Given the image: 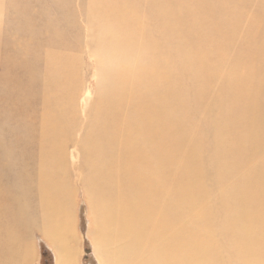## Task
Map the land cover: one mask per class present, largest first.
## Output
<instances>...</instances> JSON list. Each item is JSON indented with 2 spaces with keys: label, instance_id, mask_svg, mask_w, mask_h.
Returning <instances> with one entry per match:
<instances>
[{
  "label": "bare ground",
  "instance_id": "obj_1",
  "mask_svg": "<svg viewBox=\"0 0 264 264\" xmlns=\"http://www.w3.org/2000/svg\"><path fill=\"white\" fill-rule=\"evenodd\" d=\"M0 66V264L72 171L102 264H264V0H0Z\"/></svg>",
  "mask_w": 264,
  "mask_h": 264
},
{
  "label": "rangeland",
  "instance_id": "obj_2",
  "mask_svg": "<svg viewBox=\"0 0 264 264\" xmlns=\"http://www.w3.org/2000/svg\"><path fill=\"white\" fill-rule=\"evenodd\" d=\"M43 6L33 5L32 11L40 12ZM40 26L46 23V20L38 18L36 20ZM50 29V28H49ZM88 58L83 57V62L87 63ZM89 70V69H88ZM91 71H94L91 70ZM84 71L83 81L86 85L83 86L80 98L79 108L82 113L94 100L95 81L92 77L93 72ZM0 73L2 68L0 66ZM90 73V74H89ZM84 107V108H83ZM83 108V109H82ZM81 113V115H82ZM79 137V136H77ZM73 150L70 156V163H77L78 152ZM29 165V164H28ZM76 174V175H75ZM77 180V173L74 171L69 173L67 194H63V204L59 205V217L63 218V222L69 224V232L64 238V243L61 249L57 248L54 242L39 231L34 230L31 237L32 261L30 264H102L101 252L103 249L98 246L92 235L94 224L90 212L89 203L86 201L85 194L80 191ZM34 184L32 185L33 191ZM37 195V191L34 192ZM74 194V195H73ZM84 194V195H83ZM39 199L46 200V195L40 193ZM38 199V200H39ZM204 204V202H202ZM40 206L37 205V214H40ZM5 218L3 211L0 210V229L4 230ZM35 226H42V216L35 220ZM1 244V251L7 253L6 247Z\"/></svg>",
  "mask_w": 264,
  "mask_h": 264
}]
</instances>
